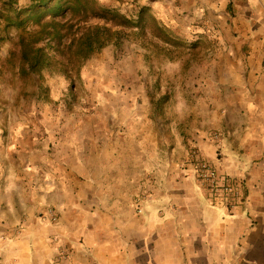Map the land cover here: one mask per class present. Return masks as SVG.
I'll use <instances>...</instances> for the list:
<instances>
[{
	"label": "crops",
	"instance_id": "obj_1",
	"mask_svg": "<svg viewBox=\"0 0 264 264\" xmlns=\"http://www.w3.org/2000/svg\"><path fill=\"white\" fill-rule=\"evenodd\" d=\"M98 1L123 14L148 7L188 39L218 15L222 53L193 75L192 119L171 138L136 106L134 64L126 76L120 63L121 89L102 77L90 111L34 128L2 112L0 264H264V0ZM194 148L245 180L235 216L183 177Z\"/></svg>",
	"mask_w": 264,
	"mask_h": 264
},
{
	"label": "rangeland",
	"instance_id": "obj_2",
	"mask_svg": "<svg viewBox=\"0 0 264 264\" xmlns=\"http://www.w3.org/2000/svg\"><path fill=\"white\" fill-rule=\"evenodd\" d=\"M29 3L30 0H22L19 7H26ZM127 15L136 14L128 12ZM168 28L178 35L172 28ZM197 31L200 33L196 31L191 33L189 39L178 35L189 43L201 41L199 40L201 37L205 39L203 40L205 44L198 47L195 52L198 55L197 62L190 64L188 69L185 67L189 55L183 60L171 61L162 55H155L154 52L146 53L140 46L126 42L121 48L112 46L94 55L82 66L78 75L76 73L68 77L59 72H46L42 76L22 79L19 74L18 61L11 60L12 55L18 51L16 48L18 31L13 30L4 34L6 38L0 41V115L4 112L5 121L11 120L9 116L12 115L13 121L17 119L20 122H28L29 128H34V125L49 123L55 117V113L60 110H63L62 112L74 109L82 112L90 111L93 107L92 103H95L92 102V89L95 86L102 87L100 85L102 77L110 78V84L105 85L108 86L106 91L121 89L117 84L119 83L117 81L118 72L122 67L120 63H123V68L130 65L125 72L126 76L131 74L130 70L134 64L139 66V79L136 84L145 95L138 98L135 104L141 107L148 106V112L156 130H160L161 135L169 134L171 138L173 131L178 129L177 124L183 125L192 119L189 98L192 93L190 85L193 75L203 74L202 69H205L203 66L208 67L211 60L222 53L219 40L214 38L213 29L205 28L203 32L198 28ZM208 33H210L209 36ZM120 77L124 80L128 78ZM141 123L144 124V121ZM33 133L38 139L39 131L34 130ZM213 135L217 139L222 138L218 131L213 132ZM202 154L205 157L203 152ZM242 186L245 191V180L243 179ZM245 201H247L246 198ZM212 205L217 208L223 207L218 202H212ZM226 210L231 212L228 208ZM238 210H241V207L237 208V212ZM236 213L230 215L235 216Z\"/></svg>",
	"mask_w": 264,
	"mask_h": 264
},
{
	"label": "trees",
	"instance_id": "obj_3",
	"mask_svg": "<svg viewBox=\"0 0 264 264\" xmlns=\"http://www.w3.org/2000/svg\"><path fill=\"white\" fill-rule=\"evenodd\" d=\"M0 0V41L4 34L18 31L17 53L22 79L44 73L78 75L82 66L109 47L121 48L126 42L140 46L171 61H186V69L197 62L205 44L201 37L189 43L164 26L148 7L134 16L107 9L98 0ZM15 57V58H14Z\"/></svg>",
	"mask_w": 264,
	"mask_h": 264
},
{
	"label": "built area",
	"instance_id": "obj_4",
	"mask_svg": "<svg viewBox=\"0 0 264 264\" xmlns=\"http://www.w3.org/2000/svg\"><path fill=\"white\" fill-rule=\"evenodd\" d=\"M218 21V15L212 16L207 24V29H215L214 26L218 24ZM185 170L186 173H183V177L193 178L207 190L213 203L218 202L223 207L226 206L231 211L230 213H236L237 208L244 204L245 197L240 184L236 183L230 176L219 174L214 165L203 156L202 151L198 148H194L190 152ZM48 218L53 223L58 222V217L54 211H50ZM66 256L67 254H63L61 257L65 258Z\"/></svg>",
	"mask_w": 264,
	"mask_h": 264
}]
</instances>
